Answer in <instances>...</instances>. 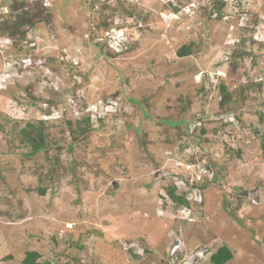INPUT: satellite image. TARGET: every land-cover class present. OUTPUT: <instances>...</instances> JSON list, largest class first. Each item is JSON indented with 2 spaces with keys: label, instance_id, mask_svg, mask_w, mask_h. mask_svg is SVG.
Masks as SVG:
<instances>
[{
  "label": "rangeland",
  "instance_id": "rangeland-1",
  "mask_svg": "<svg viewBox=\"0 0 264 264\" xmlns=\"http://www.w3.org/2000/svg\"><path fill=\"white\" fill-rule=\"evenodd\" d=\"M263 145L264 0H0V264H264Z\"/></svg>",
  "mask_w": 264,
  "mask_h": 264
},
{
  "label": "trees",
  "instance_id": "trees-1",
  "mask_svg": "<svg viewBox=\"0 0 264 264\" xmlns=\"http://www.w3.org/2000/svg\"><path fill=\"white\" fill-rule=\"evenodd\" d=\"M15 4L12 6L14 7ZM40 13L30 14L29 12L25 11L21 14H18L17 18L11 22L5 23L2 27V30L7 32L10 36H22L23 33L20 30L22 26L29 24L32 25L34 23V18L39 16ZM191 44L182 45L177 50V55L180 57L189 55L191 53ZM220 93H221V103L226 104L232 100L231 94L226 90L224 85H220ZM89 119L86 118L85 121ZM43 122L40 121L37 125L28 122L24 128L19 131V135L21 140L23 141L26 146L30 148L29 153L35 154L40 151L46 150L48 144L46 142L44 132L42 129ZM86 131L84 127H78L77 132L79 134H83ZM264 149V145H263ZM197 186V183H195ZM194 184V185H195ZM41 192L43 193L44 190L42 189ZM169 196L174 202L178 204H187L188 200L186 198V193L175 195L174 188L170 187L167 191ZM233 257V253L227 245H222L217 248L210 255V262L212 264H224L229 261ZM40 253L36 250L27 251L25 256L22 259V264H52L51 262H40ZM58 264V263H57ZM64 264H70L69 262H65Z\"/></svg>",
  "mask_w": 264,
  "mask_h": 264
},
{
  "label": "clouds",
  "instance_id": "clouds-1",
  "mask_svg": "<svg viewBox=\"0 0 264 264\" xmlns=\"http://www.w3.org/2000/svg\"><path fill=\"white\" fill-rule=\"evenodd\" d=\"M25 61V60H24Z\"/></svg>",
  "mask_w": 264,
  "mask_h": 264
}]
</instances>
